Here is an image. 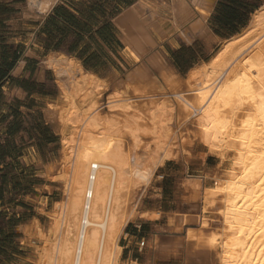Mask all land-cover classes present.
Returning a JSON list of instances; mask_svg holds the SVG:
<instances>
[{
    "label": "bare ground",
    "instance_id": "obj_1",
    "mask_svg": "<svg viewBox=\"0 0 264 264\" xmlns=\"http://www.w3.org/2000/svg\"><path fill=\"white\" fill-rule=\"evenodd\" d=\"M56 2L28 0V5L44 14ZM201 13L207 16L209 10ZM58 53L45 62L60 88V101L48 106L60 126L54 171L63 196L55 201L47 227L38 218L32 221L42 242L37 264H125L120 237L137 211L139 190L158 165L193 141L217 162L212 185H204L200 174L186 180L190 207L202 212L186 239L202 247L199 260L212 256L214 264H264V3L242 32L223 39L187 76L161 72L166 91L128 80L114 85L102 102L108 80ZM142 135L152 141L143 140L148 145L140 153ZM158 213L155 208L143 212L151 218ZM176 213L171 224L181 233L194 219L186 213L177 219Z\"/></svg>",
    "mask_w": 264,
    "mask_h": 264
},
{
    "label": "crops",
    "instance_id": "obj_2",
    "mask_svg": "<svg viewBox=\"0 0 264 264\" xmlns=\"http://www.w3.org/2000/svg\"><path fill=\"white\" fill-rule=\"evenodd\" d=\"M263 3L57 0L43 14L31 9L28 0H0V162H43L38 148L55 149L57 141L61 143L59 123L51 119L48 106L60 101L57 76L45 62L50 54L73 56L85 70L106 78L110 86L102 96L105 102L114 85L123 86L128 80L153 75L161 79V72L187 76L212 56L223 39L242 32ZM203 9L209 10L207 16ZM162 213L169 226L174 211ZM131 233L122 245L121 260L126 257V264L172 259L163 251L139 253ZM174 236H166L165 242Z\"/></svg>",
    "mask_w": 264,
    "mask_h": 264
},
{
    "label": "rangeland",
    "instance_id": "obj_3",
    "mask_svg": "<svg viewBox=\"0 0 264 264\" xmlns=\"http://www.w3.org/2000/svg\"><path fill=\"white\" fill-rule=\"evenodd\" d=\"M133 82L143 86L156 84L162 91L169 88L162 74L161 79L153 75L146 79L138 78ZM125 88L128 89V86L126 85ZM102 102H104L103 98ZM177 130L180 133L179 129ZM36 133L35 130L32 131L33 136H36ZM148 137L150 136H145L146 141L149 139L152 141V138ZM143 138L142 135L144 144L139 149L140 153L143 146L148 145ZM58 141L55 149L44 146L38 148V152L43 155V162H0V264H37L38 250L42 242L32 221L38 218L39 224L47 227L49 213L55 209V201L63 196V183L55 177L61 147ZM150 145L152 146L153 142H149ZM187 145L190 147H186L189 151L184 150L182 146L179 155L177 154L178 157L158 165L149 182L142 185L138 194L137 211L120 237V243L124 245L127 241V232H132L131 234L135 236L134 249L139 253L159 254L163 250L166 256L172 257L171 260L160 264H198V262L214 264L212 256L210 260H199L202 247L198 248L186 239L189 232L196 231V229L190 230L189 225L199 226L196 218L201 217L202 212L200 208L191 209L190 203L193 200L191 189L185 186L189 178L199 174L204 185H212L217 158L201 147L199 142L193 141ZM48 162L53 164L51 168ZM151 208L159 211V216L151 218L143 214ZM162 210L174 211L169 216V226L166 225L167 214H163ZM176 212L186 213L194 219V222L183 227L181 233H177L173 228L174 224H171L172 216ZM178 213H176L177 219L182 216ZM170 234L175 236L165 242L168 239L166 236ZM156 236L157 239H154ZM163 242L166 243L164 245L166 247L161 250L160 244ZM125 260L126 257L122 260L126 264Z\"/></svg>",
    "mask_w": 264,
    "mask_h": 264
}]
</instances>
